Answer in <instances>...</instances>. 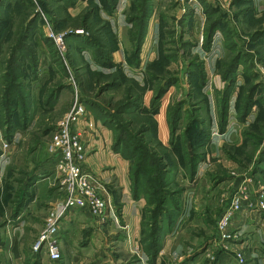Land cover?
Instances as JSON below:
<instances>
[{"label": "rangeland", "instance_id": "1", "mask_svg": "<svg viewBox=\"0 0 264 264\" xmlns=\"http://www.w3.org/2000/svg\"><path fill=\"white\" fill-rule=\"evenodd\" d=\"M111 2L0 0V107L6 112L0 111V123L8 121V113L15 110L13 120L28 123L29 128L28 151L23 150L21 159L16 157L19 150L11 155V173L2 190H12H7L9 198L17 195L12 184L19 170L27 169L28 160L37 164L49 140V131L74 104L80 103L89 113L86 121L90 122L92 135L88 140L95 145L94 140L100 139L99 150L118 158L122 185L127 189L129 183L132 200H142L140 206L136 205L139 222L135 226L130 223L131 231L126 233L118 228L113 239L114 264H188L190 261L185 257L195 254L192 258H201L202 252L214 243L213 239L215 251L208 252L212 264L218 261L219 249H232L245 264H254L251 252H245V246L242 249L232 246L235 241L221 239L217 226L247 177L264 185V0H151V10L146 11L153 14V3L156 4L159 26L147 38V27L144 29L137 53V67L144 61L140 69L144 73L139 78L127 59L136 53V42L149 22L150 17L143 9L148 1L131 0L123 16L115 9L119 0H115L113 7ZM112 17L120 19L117 24L127 27L124 38L128 46L122 45L124 50L111 28ZM188 24L193 25L191 29ZM119 50L124 51L123 59L115 54ZM141 50L154 54L152 57L142 54L140 58ZM79 76L85 81H81V86ZM203 77L205 83L200 89L197 83ZM169 78L177 83L170 86L174 89H169L161 106L170 107L172 118L176 105L183 107L173 136L170 128H166V133L157 128L156 118L161 124L165 119L163 108L157 116V112H151L150 102L145 106L142 103L146 93L151 100ZM127 102L137 104L125 107ZM226 102L222 130L220 116ZM190 120L205 124L199 126L207 137L203 144L188 139L185 129ZM222 134H228L230 139ZM178 140L191 143H186L183 149ZM209 142L213 143L210 148ZM180 147L186 154L182 160L172 152ZM136 151L137 158L128 160ZM158 155L166 172L152 167L155 165L152 158ZM137 166L145 173L139 176L140 195L135 198L132 191L137 189L134 180ZM192 169L194 173L190 176ZM150 180L154 186L149 185ZM116 182L119 184L117 179ZM162 182L169 185L165 191L169 196L162 209L166 212L159 213L160 196L156 194ZM55 187L58 189V184ZM181 195L184 207L180 205ZM175 198L179 200L177 208L172 207ZM13 199L6 203L13 209L10 219L14 218L16 208ZM115 202V215H109L108 219L123 226V205ZM5 209L0 203V264H64L73 249L85 243L83 237L77 245L68 247L57 263H47L42 261L46 258L43 249L33 250L42 226L35 238L29 232L22 234L24 245H19L21 254L15 255L13 238H8L10 244L4 245L1 235L6 224ZM260 219L258 224L252 223L251 229L247 223L242 228L245 234L252 233L246 246L250 250L257 246L264 250V214ZM229 241L231 245L227 244ZM148 246L153 249L148 250ZM84 260L83 264L105 262L99 253Z\"/></svg>", "mask_w": 264, "mask_h": 264}, {"label": "crops", "instance_id": "2", "mask_svg": "<svg viewBox=\"0 0 264 264\" xmlns=\"http://www.w3.org/2000/svg\"><path fill=\"white\" fill-rule=\"evenodd\" d=\"M130 1L131 0H119L117 7L115 8L116 12H118V15L120 16L124 15L126 10H128L130 6ZM156 9L157 6L155 3H153L154 12L153 14L150 15L149 22L147 23L146 26L147 27L146 38L148 34H150L151 32L155 34V30L158 29L159 23H157L158 21H157ZM110 20H111L110 22L111 28L113 29L114 32H116L118 36L117 42H119L120 47L122 48V45L125 47L128 46V43L124 38V33L126 32L125 30H127V27L120 26L119 24H117V22H120V19H118L117 17H112V19ZM188 26H190L191 29L193 25L188 24ZM123 50H119L115 52V54L118 53L119 57L122 59L124 58ZM142 54L143 55L145 54L146 57H148L151 55L153 56L154 53H152L151 50L147 53H145L144 50H141L140 58ZM141 65L139 66L140 68ZM139 67L136 68L134 67V69L139 71ZM202 70L204 71L205 67L204 69L202 68ZM143 73L144 71H142L140 73V76H137V78L141 77ZM170 88L174 89V87H169L166 93L169 91ZM166 93L161 98L160 105L157 111V116H158L162 111L161 109L163 108V113L165 112V119L161 124L158 122L156 118L157 128L159 130L162 129L163 133H166L168 131L166 128H169L167 113L170 107L166 105L164 107L161 106L162 99L164 98ZM149 102H150L149 95L146 93L142 100L143 106H145ZM200 125L202 126L205 124L200 122ZM28 130H29L28 127L26 129H18L13 134L10 140H6L3 131L0 129V150H1L2 141L10 144L5 151L6 158L4 162H1L0 164V203L6 208L5 209L6 224L5 227L1 230V235H3V240L5 242L4 245H6L7 243L10 244L11 241L7 242L8 238H10V240L11 238H13L12 253L15 255L21 254L19 250L21 249V246L24 245V243H22L23 240L22 234L24 232L25 233L29 232L31 234L30 236H33L35 238L44 224V218L47 214V211L50 208V205L56 199L61 197L59 188L57 189V187H55L56 184L55 177L53 173H51V170L47 168L48 155L45 150V146L43 148V156L40 159H38L39 161L37 162V164L34 165L32 160L31 161L28 160L26 164L27 169L19 170V172L17 173L18 177L14 178L15 183L12 184V186H14L13 189L15 190V193H17V195L10 196L9 198V196L7 195V190L10 192L12 190L10 188L9 189L5 188V190H2L3 185L7 184L9 175L11 173V171H9V167H12V165L9 166V164L11 163V155H13V153L19 150V153L21 154L18 153L16 157L18 159H21V156H23V150L28 151L29 143L26 135ZM222 135L224 137H226L227 135L228 139H230V136L228 134H222ZM158 138H159L158 141L163 146V141L159 136ZM212 141L215 142V139L212 138ZM94 143L96 146L93 150L88 152L84 166L88 170H90V172H92L100 180L101 183L105 185L106 191L111 199L114 208H116L115 201H119L123 205L122 213H121V225L123 226H118L112 219H108L110 217H107L105 221H100L98 219L91 217L87 211H83L79 209L72 211L63 220L61 230L59 232L58 246L61 252L60 256L61 254H64L66 250H68V247L75 245V243L77 245L78 242H81L83 237L85 243L81 247L79 246V249L74 248L73 249L74 252L72 253V256L70 257L69 260H66L64 264H83V262L85 261L84 259H87L88 256L96 255L97 253H99L101 257L102 256L104 257L105 262H103L102 264H114L112 262L113 259L112 250L115 249L113 247L114 246L113 239L115 235L118 233V228H119V232L126 233L131 231L130 223H132V225L134 224L135 226L139 222V210H138L139 207L137 208V206L141 205L142 200L139 201L132 200L129 189V183L127 189H125L124 186L122 185L123 176L119 175V171H118L119 163H117L118 158L114 156L112 157L108 156L106 150L100 151L101 149L99 146L102 144L100 139L94 140ZM209 144H210L209 146L210 148L213 145V143L209 142ZM33 147L30 148L31 152L34 151ZM37 149H39V146L37 147ZM7 158H10L8 163H6ZM3 170H4V176L2 175ZM13 171H14V167H13ZM116 179L119 181L120 185L118 184V182H116ZM12 198H14L13 200H15L16 208L14 210L15 213L13 212L14 218L10 219L9 216L12 215L13 209L6 203L7 201H10L11 203ZM180 201H181L180 205L184 207V200L182 195ZM111 214L112 213L108 214V216L109 215L111 216ZM245 223H247L248 229H251V227H253L251 226L253 221H251L250 219H247L245 217H236L233 228L236 230V235L238 237V240L235 241V244L232 246L240 247V248L242 246H245V252L247 253L251 252L250 255L255 259L254 264H263L262 257L264 258V250L258 246L253 248L252 250L246 247L247 244L250 242V239L252 238V233L250 234L244 233V230L242 228L244 225L246 226ZM121 227L123 229L120 231ZM134 230L136 229L134 228L132 232ZM86 239L88 240L87 243L85 241ZM212 241H214V243L208 246L205 249V251L202 252L203 254L201 258L198 259L192 258V256H194L195 254L194 255L191 254L185 257L186 261H190L188 264H212L208 259L209 256L208 252H210L211 250H212L211 252L215 251L214 245L216 243V240L213 239ZM227 244L231 245V241H229ZM19 245L21 246L19 247ZM216 252H218V256H217L218 261L216 264H239L237 263L233 255L232 249L231 250L219 249ZM42 261L53 262L49 260L47 255L45 260ZM55 262L57 263V261H54L53 263ZM242 264H245V262H243Z\"/></svg>", "mask_w": 264, "mask_h": 264}, {"label": "built area", "instance_id": "3", "mask_svg": "<svg viewBox=\"0 0 264 264\" xmlns=\"http://www.w3.org/2000/svg\"><path fill=\"white\" fill-rule=\"evenodd\" d=\"M140 69L136 70V76H140L142 72ZM87 116L89 113L82 104H74L55 124L45 145L48 155L47 168L55 177L61 197L51 204L33 250L43 249L53 262L60 260L57 239L62 222L68 214L79 209L103 221L108 214L115 213L102 183L84 166L88 152L95 148L88 140L92 135V129L89 127L90 122L86 121ZM9 145L1 142L0 164L6 158L5 151ZM261 214H264V185L258 181L252 182L247 177L232 197L229 208L220 217L217 231L221 239L237 241L236 230L233 228L236 217L249 218L258 224L261 221ZM233 255L240 264L243 262L240 254Z\"/></svg>", "mask_w": 264, "mask_h": 264}, {"label": "trees", "instance_id": "4", "mask_svg": "<svg viewBox=\"0 0 264 264\" xmlns=\"http://www.w3.org/2000/svg\"><path fill=\"white\" fill-rule=\"evenodd\" d=\"M112 2H111V7H113L114 6V4H115V0H111ZM148 1V3H146L147 5L145 6V8H143L144 10H145V12L148 14V16L150 17V14H149V12H150V7L152 6V3H151V0H147ZM150 2V3H149ZM113 4V5H112ZM110 7V8H111ZM107 9V8H106ZM148 9H150L149 10V12H147L146 10H148ZM111 10V9H110ZM109 11V10H108ZM146 25L144 26V28H143V30H142V32H141V35H140V37H139V41H137L136 42V53L133 55V56H129V58L127 59L128 60V63H129V65H130V67H137L138 66V60H137V53H139V51H140V46H141V44H142V40H143V37H144V33H145V31H144V29L146 28V26H147V23H145ZM209 43V41H207L206 40V45ZM87 46V45H86ZM85 46V47H86ZM80 47V46H79ZM139 48V49H138ZM161 52H162V54L161 55H164L163 54V49H161ZM159 54H160V50H159ZM110 58V57H109ZM102 60L103 61H106V57L105 58H102ZM159 61V60H158ZM155 62V61H154ZM110 63H111V61H110ZM155 64V63H154ZM151 64H149L148 65V68H149V66H150ZM192 74H195V72L194 73H192ZM10 74L8 73V76H9ZM197 75V74H196ZM79 77H81V76H79ZM172 80H174V79H172V78H169V80L167 81V83H165V85H161V88H159L158 90H157V92L153 95V97H152V99L150 100V108H151V112L153 113V112H157L158 111V107H159V105H160V100H161V98L163 97V95L166 93V91L168 90V88L170 87V86H172L173 84H176L177 82L175 81V82H170V81H172ZM81 81H83V79H82V77L80 78V80H79V86H81ZM85 81H83V83H84ZM203 83H205V78L203 77V79H201L198 83H197V86L201 89L202 88V85H204ZM143 90H144V88H142ZM205 98V97H204ZM224 98H226V95H225V97ZM206 100V99H205ZM225 102V100H223V103ZM181 103V105L183 104V102H180ZM127 105L125 106V107H127V106H130V105H136L137 104V102H133L132 104L131 103H129V102H127L126 103ZM223 106H224V113L220 116V118H221V125H220V127H222V130L224 129V126H225V122H226V114H227V108H228V104H227V102L225 103V104H223ZM11 107H13V106H11ZM86 107V106H85ZM183 107H181L180 108V105H176V107H175V111H174V114H175V116L173 115V118H172V116H170V112H168L167 114H168V122H169V128H170V132H171V136H173V135H175V133H176V127H177V124H178V122L180 121V119H181V111H180V109H182ZM140 108L138 107V109L137 110H139ZM3 109H1V107H0V111H2ZM17 111V110H16ZM6 113L5 111H2V113ZM242 113L244 112L243 110L241 111ZM14 114H15V110H11L9 113H8V116H7V118L9 119L8 121L6 120V122L4 123V124H1V127H2V129L4 130V137H5V139L6 140H10L11 138H12V136H13V134L16 132V130H18V129H26L27 128V126H28V123H24V122H21V123H19V121H14L13 120V117H14ZM119 114V113H118ZM222 116H224V117H222ZM199 126H200V122H197V121H193L192 122V120H190V122H188L187 123V126H186V129L185 130H187V134H189V136H188V139H190L191 141H192V139H197V140H199L200 142H201V144H203L204 143V141L205 140H207V137H205L204 136V134H203V131H200L199 130ZM52 131V129L49 131V132H51ZM173 138V137H172ZM178 143H179V146H181L182 145V147H183V149H184V145H186V143H188V144H190L191 142H188V141H182V140H178ZM177 144V143H176ZM161 146H162V144H160ZM163 147V146H162ZM183 149L180 147L179 149H174L173 148V150H172V152L176 155H178V160H182V158H183V156L184 155H186L184 152H183ZM186 150V149H185ZM152 154H154V152H152ZM145 155H148L147 153H145ZM152 156V155H151ZM196 155H194V153H193V160H195L196 159V157H195ZM134 158H137V151L136 152H134V154H133V156L132 157H129L128 158V160H130V161H133L134 160ZM149 159H151V158H149ZM162 158H161V156L160 155H158V156H154V158H152V160L154 161V163H155V165L154 164H152V167L154 168V166H155V168H158L159 170L161 169V171L162 172H166V170H167V168L166 167H164L165 166V163L161 160ZM188 160H190L192 163L194 162V161H192V159L191 158H187ZM181 162V161H180ZM181 165V164H180ZM182 165L183 166H185L186 168H187V165L186 164H184V162H182ZM194 165V164H193ZM194 169H192L191 171H190V176L191 175H193V173H194V171H193ZM136 173H137V177H136V179H134L135 180V186H136V188L137 189H134L133 188V191H132V195L135 197V198H137L138 196L137 195H140L139 194V186H141V181H140V179H139V176H141V175H143L145 172L142 170V168L141 167H139L138 168V166H137V171H136ZM150 182V184L149 185H151V186H154V182H153V180H150L149 181ZM166 189H169V185H166L165 184V182L163 183H160V187H159V189H158V191H159V193L158 194H156V197H159L160 196V198H159V200H158V204H159V207H160V209H159V213H164V212H166L165 210H163L162 211V209H163V206H165L166 204V197H168V196H166L168 193H166L165 191H166ZM137 196V197H136ZM175 196H176V193H175ZM176 199V198H175ZM172 199V207H174V208H177V207H179V204H178V199ZM169 218H171V219H173V217L172 216H168ZM170 221V220H169ZM147 249L148 250H151V249H153L151 246H148L147 247Z\"/></svg>", "mask_w": 264, "mask_h": 264}]
</instances>
